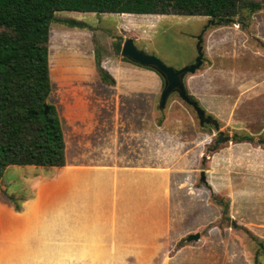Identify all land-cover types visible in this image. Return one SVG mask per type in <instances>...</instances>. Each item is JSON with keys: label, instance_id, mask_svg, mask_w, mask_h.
Segmentation results:
<instances>
[{"label": "rangeland", "instance_id": "374dc122", "mask_svg": "<svg viewBox=\"0 0 264 264\" xmlns=\"http://www.w3.org/2000/svg\"><path fill=\"white\" fill-rule=\"evenodd\" d=\"M257 13L243 29L237 23L213 26L200 16L57 12L49 46L50 101L59 110L65 167L72 170L7 169L0 182V264H264L258 253L264 243V57L257 53H264V43L256 37ZM68 20L84 28L70 27ZM199 36L203 64L185 84L219 130L201 125L177 93L160 110L162 77L116 52L117 43L131 38L138 49L181 69L194 63ZM96 53L116 85L101 81ZM237 135L252 141L237 143ZM107 168L124 182L129 174L135 178L136 206L116 204L121 178L105 182L115 197L100 211L103 235H88L89 243L79 244L75 228L81 224H73L66 237L61 210L75 214L82 203L80 178ZM144 177L146 197L138 192ZM5 192L22 201L20 212ZM37 193L41 214L61 211L49 221L51 238L45 225L33 221ZM97 201L95 196L91 205ZM128 234L133 237L125 241ZM196 234L198 240H188ZM34 240L51 241L50 247Z\"/></svg>", "mask_w": 264, "mask_h": 264}, {"label": "trees", "instance_id": "16d2710c", "mask_svg": "<svg viewBox=\"0 0 264 264\" xmlns=\"http://www.w3.org/2000/svg\"><path fill=\"white\" fill-rule=\"evenodd\" d=\"M263 9L264 4L257 0H0V182L11 166L66 165L63 125L57 106L50 101L49 46L57 12L116 13L124 18L200 16L207 17L213 26L237 23L244 29L250 17ZM65 22L84 28L78 21ZM122 46L116 44L118 54ZM95 64L101 81L116 85L98 53ZM234 141L251 142L252 137L237 135ZM5 194L20 212L22 201L19 203L14 194ZM258 250L264 254L263 242Z\"/></svg>", "mask_w": 264, "mask_h": 264}, {"label": "crops", "instance_id": "0c3cea01", "mask_svg": "<svg viewBox=\"0 0 264 264\" xmlns=\"http://www.w3.org/2000/svg\"><path fill=\"white\" fill-rule=\"evenodd\" d=\"M255 20H256L255 22L257 24L256 37H257V39L261 40L264 43V11L257 13L255 15ZM257 53H258V55L264 57L263 49L261 51H257ZM260 73L263 75L262 80H261L262 81L261 86H262V85H264V72L261 71ZM66 163H67V152H66ZM67 170L71 171L72 169L65 167L63 169L62 173L67 171ZM114 171L115 170L107 168V169L102 170L101 173H99V172L87 173L88 175L85 174L86 176H82L80 178L81 179V185L82 184L84 185V186H81V189H80V192H79L80 193V199H81V202H82L81 203V207H79V209H77L78 211H76L75 214L73 213V215L72 214L66 215V214L71 212L70 210H74L75 211V209H71L69 207H65L64 211L61 210L62 212L65 213V214H62L63 215L62 217L66 221V222H64V223H66V226H67V229L64 230L65 232H67L66 233V237L72 235L71 229L73 227V224H75V226H77V224L78 225L81 224L80 226H77L75 228V236L76 235L78 236V234H79L80 235L79 238L82 237V239H83L81 241V243H79V244H88L89 241L86 240V238H88V235H91V234H93L95 236L103 235V233L101 231V228H102V225H103L102 224L103 223V218H102L103 215H102V217L99 218L100 211H103V209H104L103 206H108L109 204H113V200H114V197H115V194H114L113 190H112V192L110 190H106L104 188V185H105V182L109 183L110 181H113V185H114L116 179H118L117 183H119L120 178H121V174L118 173V172H117L118 176H117V178H115L116 174H115ZM126 179L127 180L124 182L123 178H121V180L124 183V189L123 190H121L120 188L118 189V188L114 187L118 191L117 192L118 197L120 195V197L117 200L116 204L118 206H119V203H120V205H121V203L130 205V203L132 202V204L136 206L135 199H133V197H135L136 191H137L136 190V184H135L136 183L135 182V178L134 177L131 178V175L129 174L126 177ZM144 181H145V184L141 188H138V192H140L142 190L144 192L143 196L146 197L147 189L145 187H146V182L148 180H146V178L144 177ZM94 182H101L100 188H97L96 190L95 189L92 190L91 187H89V185L91 183H94ZM125 183H126V185H125ZM93 192L95 194H93ZM38 195L39 194L37 193V195H36L37 198L35 200L31 201L33 203H36L35 204V210H33V212H32L34 214L33 221L36 223V226L37 225L39 226L38 222L41 225H45L48 228L46 236H48V238L50 236V238H51V233L50 232H52L51 228L53 227V224L49 223V221H51V222L55 221L56 217L61 216V211L59 212V216H57L55 214V211L53 209H51V210L47 209V213H45V215H44V213L41 214L40 212L42 210H38V208H37V203H38L37 201H38V197H39ZM95 196H96V199H99V202L97 201V203L95 205H91V203H92L91 199L95 198ZM144 206H145V203H144ZM25 207H26V205H25ZM110 207H112V206H109V209H110ZM72 208H74V207H72ZM24 210H25V208H24ZM93 218H94V224L92 222ZM93 229H94V232L92 231ZM125 229H127V228L125 227ZM78 230H80V232ZM90 231H92V233ZM46 236L44 237V239L46 238ZM118 236H119V234H118ZM129 237H133V236H131L129 234L127 236L124 235L123 239L126 241ZM34 241L35 242L33 244L38 243V246L39 245H43L44 243H46L45 246L48 245V247H50L49 244L51 243V241L47 242V241H44V240L42 242H39L37 240H34ZM94 242H96V241H94ZM63 244H66V242H64ZM96 244L98 245L99 243L96 242ZM49 253H51V252H49ZM37 255L38 256H37L36 259H39V258L42 259V256L39 253ZM43 257L45 259H48L45 256H43Z\"/></svg>", "mask_w": 264, "mask_h": 264}, {"label": "water", "instance_id": "95a60500", "mask_svg": "<svg viewBox=\"0 0 264 264\" xmlns=\"http://www.w3.org/2000/svg\"><path fill=\"white\" fill-rule=\"evenodd\" d=\"M202 42L203 38L202 36H199L197 44V57L195 58L194 63L181 69L170 67L165 64L160 58L147 54L145 51L138 49L134 43V40L131 38L127 39L123 44L121 55L123 58L128 59L134 64L155 70L160 76H162V78L164 79V88L160 97V110H163L165 108L170 95L177 93L184 102L195 109L201 125L212 124L216 128V130H219V124L212 118V116L206 114L205 110L200 107L199 103L196 100L192 99L189 96L185 85L186 76L188 74H194L203 64ZM221 142L222 141L219 140L216 143V147ZM199 237V234L191 235L189 236L188 240H198Z\"/></svg>", "mask_w": 264, "mask_h": 264}, {"label": "flooded vegetation", "instance_id": "af4514ba", "mask_svg": "<svg viewBox=\"0 0 264 264\" xmlns=\"http://www.w3.org/2000/svg\"><path fill=\"white\" fill-rule=\"evenodd\" d=\"M219 139L221 140L222 139V136L220 135Z\"/></svg>", "mask_w": 264, "mask_h": 264}]
</instances>
